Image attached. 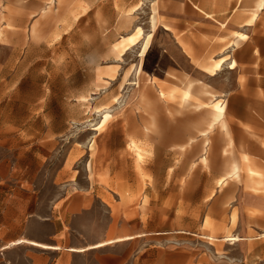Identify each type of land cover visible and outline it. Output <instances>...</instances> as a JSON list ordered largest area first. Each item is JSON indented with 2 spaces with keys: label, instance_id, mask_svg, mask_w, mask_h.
I'll list each match as a JSON object with an SVG mask.
<instances>
[{
  "label": "rangeland",
  "instance_id": "obj_1",
  "mask_svg": "<svg viewBox=\"0 0 264 264\" xmlns=\"http://www.w3.org/2000/svg\"><path fill=\"white\" fill-rule=\"evenodd\" d=\"M255 3L0 0V205L65 212L80 245L133 236L98 249L123 264H264L220 240L234 216L209 199L264 178V84L236 51ZM214 102L225 127L209 128Z\"/></svg>",
  "mask_w": 264,
  "mask_h": 264
},
{
  "label": "crops",
  "instance_id": "obj_2",
  "mask_svg": "<svg viewBox=\"0 0 264 264\" xmlns=\"http://www.w3.org/2000/svg\"><path fill=\"white\" fill-rule=\"evenodd\" d=\"M263 10L264 8L260 13H263ZM256 19L242 28L246 34L252 35L251 40L244 41L236 47V51L242 53V65L245 64L248 67L249 75L247 74L246 82L256 84V87H251L253 91L257 88L262 90L259 85L264 84V25H255ZM255 73L258 78L255 77ZM234 114L246 115L247 109L237 108ZM259 126H255L254 129L261 131L260 135L264 142V126L263 124ZM234 128L235 131H240L237 126ZM256 158L258 163L264 164V151L258 153ZM262 181L261 185L252 180L225 185L222 190H218L219 194L216 192L209 197L211 204L220 205L225 200L229 201L230 221L234 216V224L230 225V234L239 237V240L233 244L240 243L245 246V257H254L255 253L259 252V247L264 252V178ZM205 192L206 190L203 189L202 193ZM1 205L0 264H123L125 260L121 253L100 256L98 252V249L127 241H116L119 237L103 240L114 242L100 247H92V245L103 241L80 245L79 242L70 240V236H73L76 230L63 222L62 218H66L65 212L51 210L49 218L38 220L28 213L26 204ZM233 211L235 213L232 215ZM36 225L46 226L49 229L46 233L35 232L33 228ZM223 237H220V240H223ZM20 238L46 246L41 247L30 243L12 244Z\"/></svg>",
  "mask_w": 264,
  "mask_h": 264
},
{
  "label": "bare ground",
  "instance_id": "obj_3",
  "mask_svg": "<svg viewBox=\"0 0 264 264\" xmlns=\"http://www.w3.org/2000/svg\"><path fill=\"white\" fill-rule=\"evenodd\" d=\"M263 8H264V0H256L255 6L253 7V16H252V18L254 19L256 17V15L258 14V12H260ZM254 12H255V14H254ZM150 30H151V33L148 35L149 38L151 37L152 32H154V30H155V23H154V18L153 17L151 18V28H150ZM139 33H141L140 32V28L137 27L136 28V33L128 35L127 40L129 42L133 43L135 38L138 36ZM245 36L246 35L241 33V32L237 33V38L238 39H243ZM223 62H224V58H219L216 61V63H214V65H215L214 67L215 68H221L222 65H223ZM223 113H224V110H223L222 104H220L219 102L212 103V106H211V120L209 122V128L213 127L214 124H216V123H219V124H221L222 127H225V123L223 121ZM103 117H104V120H105L107 118V113H105ZM98 126H96V127L99 128L100 126L99 127ZM202 134L205 135L206 133L203 132ZM202 160L204 161V158H202ZM237 174H238V167L235 164V165L232 166V169L228 173L227 177L229 178L231 176H237ZM226 179L227 178L225 177L224 179H222L220 181V185L221 186L225 185ZM131 238H133V237L132 236L119 237V238L116 239V241H124V240H128V239H131ZM208 238L213 239V237H211V236H208ZM222 239L224 241H228L229 244H233L234 242L239 240V237L237 235L233 234V235L224 236ZM113 242L114 241H103V242H99V243H96V244L92 245V247H100V246H104L106 244H110V243H113ZM18 243H30V244H34V245L41 246V247H45L46 246L44 244H40V243H37L35 241H31V240L29 241V240L24 239V238H20L17 241L13 242L12 244H18Z\"/></svg>",
  "mask_w": 264,
  "mask_h": 264
}]
</instances>
